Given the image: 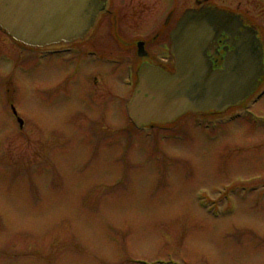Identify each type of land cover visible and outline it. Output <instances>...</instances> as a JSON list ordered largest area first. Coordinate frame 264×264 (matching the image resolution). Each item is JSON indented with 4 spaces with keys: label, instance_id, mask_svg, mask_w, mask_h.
<instances>
[{
    "label": "rangeland",
    "instance_id": "374dc122",
    "mask_svg": "<svg viewBox=\"0 0 264 264\" xmlns=\"http://www.w3.org/2000/svg\"><path fill=\"white\" fill-rule=\"evenodd\" d=\"M5 48L0 264H264L261 89L224 114L137 130L107 92L110 65L99 90L94 63L73 72L83 48L39 63Z\"/></svg>",
    "mask_w": 264,
    "mask_h": 264
},
{
    "label": "water",
    "instance_id": "95a60500",
    "mask_svg": "<svg viewBox=\"0 0 264 264\" xmlns=\"http://www.w3.org/2000/svg\"><path fill=\"white\" fill-rule=\"evenodd\" d=\"M106 1L0 0V27L28 48L66 46L93 29ZM223 32L235 49L226 56L224 68L214 69L209 52L214 53ZM256 35L239 15L187 12L171 33L174 71L142 69L129 117L139 127L153 126L242 103L264 74V53Z\"/></svg>",
    "mask_w": 264,
    "mask_h": 264
},
{
    "label": "flooded vegetation",
    "instance_id": "af4514ba",
    "mask_svg": "<svg viewBox=\"0 0 264 264\" xmlns=\"http://www.w3.org/2000/svg\"><path fill=\"white\" fill-rule=\"evenodd\" d=\"M202 8L227 10L239 14L246 25L256 29L264 50V0H167V2L165 0H107L104 12L98 17L89 34L81 41L67 47L61 45L31 50L15 41L0 27V58L10 60L6 56L5 44L20 52L35 53L33 60L36 63L45 58L59 60L63 56H75L79 54L78 50L83 48L80 54L83 59L75 60L71 64L73 72L79 74L84 64L94 63L96 70L93 72L95 78L92 88L99 90L100 81L96 74L99 71H103L101 73L103 74L106 64L110 65L109 70L113 72V79H118L110 81L112 86H108L107 92L123 93L125 100L122 103L127 107L131 96L139 87L143 66L146 68L154 66L168 72L174 70L170 53V34L186 11ZM230 41L231 37L226 34L218 40L217 51L212 55L215 67H223L227 51L233 50ZM129 67L134 72L132 86L127 83ZM19 70L20 67L16 69V72ZM263 83L264 79L261 84ZM117 84L122 86V92ZM114 85L116 88H113ZM94 93H96L95 90L94 92L92 90L90 95L84 98L86 106L92 110L95 108V102L90 99L94 98ZM4 100L7 102L9 99ZM10 106L15 109L14 106ZM101 106L105 107V103ZM117 106L121 105L117 104ZM102 114L103 112H99V115ZM19 118L17 116L13 119ZM24 126L23 123L20 127L21 131Z\"/></svg>",
    "mask_w": 264,
    "mask_h": 264
}]
</instances>
